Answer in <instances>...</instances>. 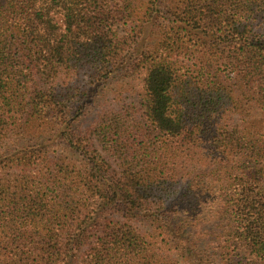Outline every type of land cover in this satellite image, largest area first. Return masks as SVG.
<instances>
[{"label":"trees","instance_id":"obj_1","mask_svg":"<svg viewBox=\"0 0 264 264\" xmlns=\"http://www.w3.org/2000/svg\"><path fill=\"white\" fill-rule=\"evenodd\" d=\"M0 264H264V0H0Z\"/></svg>","mask_w":264,"mask_h":264}]
</instances>
